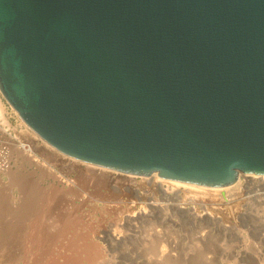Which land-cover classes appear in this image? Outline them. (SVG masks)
Wrapping results in <instances>:
<instances>
[{
	"label": "water",
	"instance_id": "obj_1",
	"mask_svg": "<svg viewBox=\"0 0 264 264\" xmlns=\"http://www.w3.org/2000/svg\"><path fill=\"white\" fill-rule=\"evenodd\" d=\"M0 89L91 164L222 187L264 174V0H0Z\"/></svg>",
	"mask_w": 264,
	"mask_h": 264
},
{
	"label": "rangeland",
	"instance_id": "obj_2",
	"mask_svg": "<svg viewBox=\"0 0 264 264\" xmlns=\"http://www.w3.org/2000/svg\"><path fill=\"white\" fill-rule=\"evenodd\" d=\"M0 95L6 111V119L12 127L19 130V123L23 118L5 99L2 92ZM6 128L1 124L0 132H8L9 129ZM43 142H39L37 149L35 147L36 156L34 154L31 158L36 162L20 157L18 167L12 171L0 173L2 180V182L0 180V264H63V262L89 264L93 256L96 257L95 261L97 260L98 264H101L100 262L102 264H142V259H138L136 252L148 256L149 251L158 249L171 250L173 255L178 253L176 257L172 255L170 259L166 258L159 264H242L243 251L253 252L261 248L264 253V230L260 231V228L264 226L262 180L256 179V183L248 174L241 173L238 178L240 186L238 185L236 189L231 188L229 192L233 195L229 196L230 193H226L228 200L231 203L234 200V203L231 204L225 199L227 204L224 201L222 208L218 204L219 208L215 204L218 203L221 194L219 195L214 189L226 186H205L212 188L208 189L209 193L200 190L195 194L190 191L188 185L181 184L180 188H173V185L166 182L163 188L167 195H164L156 185L153 187L154 185L150 184L151 178H154L153 174L151 176L136 175L104 167L114 172L115 176L117 175L116 180L119 179L122 185L137 182L139 185H136L142 187L143 194L140 199L136 195L130 196L132 193L130 194L127 190H123V193L112 192L106 186H97L94 179H91L95 181L92 182L93 184L84 183L82 172L91 167V163L67 155L70 157L68 158L63 152L55 147L49 148ZM73 163L76 164V168L70 166ZM91 165L95 166V164ZM97 167L103 168L98 165ZM131 176H134V181H131ZM109 179L115 180L114 177ZM30 180H34V186L30 189H22L20 184H17L23 185L24 181ZM235 183L233 184L236 185ZM145 190L152 196L145 195ZM239 190L243 192L240 194ZM221 193L224 198L226 194L224 191ZM231 196L238 199L236 198L235 201V198L232 199ZM152 200L160 204L158 210L155 209L154 212L149 205ZM195 200L199 202L202 200V202L197 204ZM203 203L210 204L207 207H217L214 209L221 224H211L207 221L203 223L204 225L198 224L191 215H186L178 209L179 205H183L202 210L205 206ZM143 209H146L147 213L151 210V215L144 217V214L139 213ZM131 214L143 217L139 218L141 220L136 219L131 222ZM67 216H70L69 219ZM73 219L75 222L72 221ZM126 220H130V223ZM67 222H72V226L69 225L68 231H65L62 226H65L63 224ZM60 227L63 229L62 233L59 232ZM159 230L163 236L161 238L163 242L154 239L153 234L158 233ZM47 231L50 232L47 233ZM205 231H208L211 237L207 239L206 244L197 246L198 236ZM49 233L50 236L47 239L45 236ZM114 236H119L120 242ZM146 239L148 241H145ZM169 241L174 243L171 248ZM136 247L140 250L137 251ZM189 252L192 254L187 255ZM249 262L254 264L253 260Z\"/></svg>",
	"mask_w": 264,
	"mask_h": 264
},
{
	"label": "bare ground",
	"instance_id": "obj_3",
	"mask_svg": "<svg viewBox=\"0 0 264 264\" xmlns=\"http://www.w3.org/2000/svg\"><path fill=\"white\" fill-rule=\"evenodd\" d=\"M0 94H1V89H0ZM5 113H6V111H5V107H4V104H3V101H2V99H1V95H0V120H1V123H0V127H1V124L3 125V126H5V127H7L6 129L8 130V129H10V128H12V125H11V123L6 119V117H5ZM22 122V124L24 125V124H26V122L22 119L21 120ZM31 126L30 125H28V124H26V128H24L23 129V131H28V132H33V133H35L36 134V136H37V139H36V141H34L33 143H32V145H34L33 146V148H35L36 147V149H37V147H38V145H40L39 144V142L40 141H44L43 143L44 144H46V146H48L49 148L50 147H53V146H51V144H49L46 140H44L42 137L40 138V135L37 133V132H35V131H32L31 129H33V128H31ZM12 129H16V128H12ZM2 130H4L5 131V129L4 128H2ZM40 139H42V140H40ZM57 154V153H56ZM57 156V155H56ZM62 157V156H61ZM68 158H70V157H68ZM59 159V158H58ZM76 160V159H75ZM46 161V160H45ZM71 161V160H70ZM69 162V161H68ZM70 163V162H69ZM64 164H66V163H64ZM68 164V163H67ZM71 167H73V168H76L75 166H76V164H71L70 165ZM89 166V165H88ZM90 166L91 167H88L84 172H82V174H83V177H82V179L84 180V183L85 182H88V183H92L93 181H91V179L93 180H96V182H97V186L99 185V186H106V187H108V189L110 188V190L112 191V192H122L123 190H127L129 193L131 192L132 193V195H130V196H133V195H136V196H138L139 198L142 196V192H141V190H142V187H140V186H137L136 184H138L137 182L135 183H132V184H130V185H125V183H124V185H122L121 183H119V179L118 180H116V176H115V174H114V172H111V171H109L108 169H105L104 167L103 168H99V167H97V165H91L90 164ZM93 166V167H92ZM71 167H69V168H71ZM97 167V168H96ZM78 169V168H77ZM131 174V173H130ZM249 176H251V177H259V179L260 180H262L263 182L261 183V184H263L264 185V174L263 175H261V174H257V173H252V174H248ZM247 176V175H246ZM109 177H114V179L115 180H111V179H109ZM153 179L151 178V182H150V184L152 183V186L153 187H155V185L158 187V190H160V192L161 193H163L164 195H167L166 193V190L163 188V185L166 183V182H168L170 185H173V188L175 187V188H180L179 186L181 185V184H185V185H188L189 187V189H190V191H192V192H194L195 194H197V193H199V191L201 190V192H203V191H206V193H207V191H208V189H212V188H207V187H205V186H203V185H198V184H193V183H188V182H183V181H179V180H175V179H169V178H166V177H164V176H162V175H160L158 172H155L154 174H153ZM244 177V176H243ZM248 177V176H247ZM27 178V177H26ZM133 178H134V176H131V181H134L133 180ZM81 179V178H80ZM258 179V180H259ZM1 180V179H0ZM250 180V179H249ZM255 182H256V179H253ZM31 181V180H30ZM28 181V182H25L24 181V183H23V185H22V183H17V184H20V186L22 187V189H30V188H32L33 186H34V180L33 181ZM1 182H2V180H1ZM37 182V181H36ZM95 182V181H94ZM93 182V183H94ZM125 182V181H124ZM148 182V181H147ZM83 183V184H84ZM92 183V184H93ZM130 183V182H129ZM244 183V182H243ZM247 183V182H246ZM251 183V182H250ZM253 183V182H252ZM257 183V182H256ZM255 183V184H256ZM82 184V183H81ZM96 184V183H95ZM149 184V183H148ZM236 185H232V186H230V187H224V188H215L214 190L216 191V192H218L219 193V195L221 194L222 195V191H224V193L226 194V193H228L230 190H231V188L232 189H234V187H235V189H236V187H239L240 186V180H238L237 181V183H235ZM249 184V183H248ZM139 185V184H138ZM239 185V186H238ZM245 185V184H244ZM247 185V184H246ZM243 188H244V186H243ZM189 189H187V190H189ZM251 189V188H250ZM99 190V189H98ZM148 190V189H147ZM126 191V192H127ZM214 191V192H215ZM240 191V190H239ZM231 192V191H230ZM229 192V193H230ZM241 192H243L242 190L240 191V194H241ZM23 193V192H22ZM123 193V192H122ZM130 193V194H131ZM144 193H145V195H148V196H150V193L149 192H146V190L144 191ZM208 193H209V191H208ZM235 194V193H234ZM238 194V193H237ZM236 194V195H237ZM219 196L220 198H219V201H218V203H216L215 205H217L218 206V204L219 205H221V208H222V202H224L225 201V203L227 204V202H229L230 200H228V198H227V195L228 194H226L225 196H224V198L222 197V196ZM230 195H233V193H230L229 194V196ZM243 195V194H242ZM4 196V195H3ZM7 195H6V193H5V197H6ZM12 196V195H11ZM144 196V195H143ZM152 196V195H151ZM150 196V197H151ZM135 197V196H134ZM137 197V198H138ZM145 197V196H144ZM241 197V196H240ZM245 197V196H244ZM248 197V196H247ZM142 198V197H141ZM140 198V199H141ZM231 198H232V196H231ZM231 198H229V199H231ZM233 198H235V201H236V198L238 199V197H233ZM232 198V199H233ZM121 199V198H120ZM130 199V198H129ZM151 199V198H150ZM194 199V198H193ZM218 199V198H217ZM217 199H216V201H217ZM227 200V202H226V200ZM231 199V200H232ZM26 200V199H25ZM149 200V199H148ZM241 200V199H240ZM33 201H34V199H33ZM32 201V202H33ZM121 201V200H120ZM124 201V200H123ZM132 201H134L133 199H132ZM136 201H137V199H136ZM135 201V202H136ZM215 201V202H216ZM220 201H221V203H220ZM234 201V200H233ZM232 201V203H234ZM129 202H130V200H129ZM195 202L197 203V204H201V202H202V200H201V202H199V201H196L195 200ZM194 202V203H195ZM214 202V201H213ZM214 202V203H215ZM229 203H231V201L229 202ZM231 203V204H232ZM236 204V203H235ZM234 204V205H235ZM149 205L151 206V208L153 209L152 211L154 212V211H156L155 209H157L158 210V207H159V203H157V202H155V200H152V201H150L149 202ZM205 204L203 203V206H204ZM210 205V204H209ZM209 205H205L204 206V208L202 209V210H198V209H196V208H193V207H186V206H183V205H179L178 206V209L180 210V211H182L183 213H185L186 215H191L192 217H193V219L195 220V222L196 223H198V224H202V225H204L205 223L204 222H210L211 224H213V223H218V224H221V222H219L220 220H219V218H218V216H217V212H216V210L214 209L215 207H213V208H211V206L210 207H207V206H209ZM219 208H220V206H218ZM238 207V206H237ZM209 208H211V209H209ZM217 208V207H216ZM239 208V207H238ZM33 210V209H32ZM235 210H236V208H235ZM220 211H221V209H220ZM229 211V210H228ZM139 212V211H138ZM139 213H141L144 217L146 216H150L151 214V210H150V212L148 211V213H147V210L146 209H143L142 210V212H139ZM242 214V213H241ZM29 216V215H28ZM143 216H138V215H136V214H131V218H130V220H131V222L132 221H134V220H136V219H139V218H141V217H143ZM234 216V215H233ZM63 217V216H62ZM65 217V216H64ZM68 217V216H67ZM70 217V216H69ZM69 217H68V219H69ZM130 217V216H129ZM28 218V217H27ZM59 218V217H58ZM150 219H151V217H149ZM61 219V218H60ZM154 219V218H153ZM23 220V219H22ZM66 220H67V218H66ZM75 219H73L72 221H74ZM130 220H126V221H130ZM139 220H141V219H139ZM152 220V219H151ZM68 221V220H67ZM75 222V221H74ZM127 222V223H128ZM63 223V222H62ZM61 223V224H62ZM130 223V222H129ZM204 223V224H203ZM131 224H133V223H131ZM207 224V223H206ZM52 225V224H51ZM63 225H65V226H62V228L64 227V229H65V231L67 230L68 231V228L70 227L69 225H71L72 226V222H67V223H65V224H63ZM60 226V225H59ZM73 226H74V223H73ZM76 226V225H75ZM227 227V226H226ZM228 228V227H227ZM54 229V228H53ZM19 230V229H18ZM57 230H59L58 228H57ZM61 230H63V229H61V227H60V231L59 232H61L62 233V231ZM261 230H264V226H262L261 228H260V231ZM56 231V230H55ZM158 231V230H157ZM48 232H50V231H47V233ZM264 232V231H263ZM42 233V232H41ZM64 233V232H63ZM46 235V234H45ZM44 235V236H45ZM62 235H64V234H62ZM154 235V239H156V240H158L159 242H163V240L161 239V238H163V236L161 235V231L159 230V232L158 233H155V234H153ZM50 236V233H49V235L48 236H45L47 239H49L48 237ZM109 236V235H108ZM255 236V235H254ZM45 237H43V238H45ZM209 237H211V236H209V232L208 231H205V232H202V233H200V235L198 236V240H197V246H201V244H206V242H207V239L209 238ZM256 237V236H255ZM57 238V237H56ZM113 238V237H112ZM114 238H116V240L117 241H119L120 242V238H119V236H114ZM54 239V238H53ZM64 239V238H63ZM150 239V238H149ZM45 240V239H44ZM73 240H75V239H73ZM150 240H153V238H151ZM155 240V241H156ZM162 240V241H161ZM46 241V240H45ZM55 241V240H54ZM108 241V240H107ZM145 241H148L147 239L145 240ZM52 242V241H51ZM126 242V241H125ZM152 242V241H151ZM92 243V242H91ZM146 243V242H145ZM172 241H169V244H170V248L173 246L172 245ZM85 244V243H84ZM83 244V245H84ZM133 244V243H132ZM174 244V243H173ZM134 245V244H133ZM153 245V244H152ZM156 245V244H155ZM172 245V246H171ZM75 246V245H74ZM137 246V245H136ZM5 247H7V246H5ZM133 247H135V246H133ZM128 248V247H127ZM132 248V247H131ZM131 248L129 249V250H131ZM137 248V247H136ZM141 248V247H140ZM170 248H168V249H170ZM43 249V248H42ZM126 249V248H125ZM134 249V248H133ZM139 248H137V251H139L138 250ZM122 250H124V249H122ZM128 250V251H129ZM159 250V251H158ZM158 250H155V251H153V252H148V256H147V254L145 255V254H141L140 252H136V254L138 253V259L139 258H141L142 259V264H159V262H161V261H163L164 259H166V258H171V256L173 255L170 251H165V250H160V249H158ZM173 250H175V249H173ZM262 249L260 248V249H256L255 251H250V250H245V251H243L242 253H241V261H242V264H250V260H253V262H254V264H264V253L261 251ZM77 251V250H76ZM136 251V250H135ZM21 253V252H20ZM174 253V252H173ZM176 253H177V251H176ZM22 254H24V253H22ZM58 254V253H57ZM88 254H91V253H88ZM92 254H93V252H92ZM96 254V253H95ZM127 254V253H126ZM135 254V255H136ZM178 254V253H177ZM177 254H175V255H177ZM186 254V253H185ZM192 254V252L190 253H187V255H191ZM69 255V254H68ZM76 255V254H75ZM131 255V254H130ZM132 255H133V253H132ZM131 255V256H132ZM175 255H173V256H175ZM19 256V255H18ZM88 256H90V255H88ZM170 256V257H169ZM61 257V256H60ZM87 257V256H86ZM108 257H109V255H108ZM133 257H134V255H133ZM132 257V258H133ZM176 257V256H175ZM175 257H173V258H175ZM191 257V256H190ZM4 258V257H3ZM55 258V257H54ZM59 258V257H58ZM90 258H92V256H90ZM99 258H101V257H99ZM98 258V259H99ZM240 258V257H239ZM1 259V258H0ZM95 259H96V257H94L93 256V258L90 260L91 262L89 263V264H98V262H97V260L95 261ZM135 259V258H134ZM140 259V260H141ZM15 260V259H14ZM76 261V260H75ZM81 261V260H80ZM115 262V261H114ZM75 263V262H74ZM101 264H102V262H100ZM141 263V262H140ZM2 264V263H1ZM4 264V263H3ZM17 264V263H16ZM62 264V263H61ZM63 264H66V263H64L63 262ZM103 264H105V263H103ZM124 264V263H123Z\"/></svg>",
	"mask_w": 264,
	"mask_h": 264
},
{
	"label": "built area",
	"instance_id": "obj_4",
	"mask_svg": "<svg viewBox=\"0 0 264 264\" xmlns=\"http://www.w3.org/2000/svg\"><path fill=\"white\" fill-rule=\"evenodd\" d=\"M26 124L23 125L20 122L19 130L16 128V130L9 129V131L6 133L0 132V173L12 171L15 167H18L20 163V157H26L33 163L36 162V160L31 158L34 154L36 156L37 150L33 148L34 145H32V143L36 141L37 136L33 132L23 131V129L26 128ZM31 130L35 131L34 129ZM65 155L66 157L69 156H67V154ZM249 177L252 180L259 179V177Z\"/></svg>",
	"mask_w": 264,
	"mask_h": 264
}]
</instances>
